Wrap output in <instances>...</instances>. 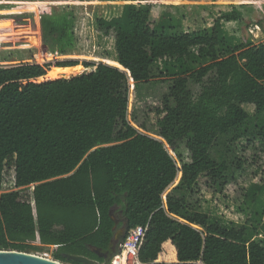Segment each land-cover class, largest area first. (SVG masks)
<instances>
[{
    "label": "trees",
    "instance_id": "16d2710c",
    "mask_svg": "<svg viewBox=\"0 0 264 264\" xmlns=\"http://www.w3.org/2000/svg\"><path fill=\"white\" fill-rule=\"evenodd\" d=\"M85 1L123 3L119 16L95 22L113 38V66L71 78L56 75L77 71L75 60L0 66V191L9 171L16 189L0 193V251L51 249L62 264H80L67 256L100 261L90 249L108 248L111 216L119 214L128 222L124 240L143 234L145 264H264L256 229L225 223L199 199L202 188L214 193L241 167L229 149L215 157L219 141L251 137L241 130L264 116V42L246 37L245 5L185 32L169 12L153 16L158 0ZM230 23L237 33L226 31ZM38 24L44 44L58 33L63 42L67 23L40 17ZM68 48L63 43L59 54ZM156 85L152 125L130 105Z\"/></svg>",
    "mask_w": 264,
    "mask_h": 264
},
{
    "label": "rangeland",
    "instance_id": "374dc122",
    "mask_svg": "<svg viewBox=\"0 0 264 264\" xmlns=\"http://www.w3.org/2000/svg\"><path fill=\"white\" fill-rule=\"evenodd\" d=\"M122 2H87L85 0L70 1H37L0 0V66L8 67L20 64H44L53 61L75 60L79 62L74 73L57 74V77L71 78L92 72L99 64L113 66L116 57L112 36H104L96 27L97 19H111L120 15ZM231 5H245V19L251 23L246 27V37L254 44L264 42V0H158L153 7V16L158 18L161 13L169 12L180 20L185 32L208 29L213 19L220 12L228 11ZM60 20L67 23L63 42L58 44V34L42 41L39 18ZM261 22V24H258ZM228 33H237V25H225ZM36 41L38 43L36 44ZM64 43L68 52L59 54V47ZM91 65L84 69L81 63ZM51 78V77H50ZM145 87L147 85H144ZM160 85L150 91H142L145 96L140 100H130L131 109H137L148 115L150 124L155 123L152 108L158 106ZM132 89V88H131ZM132 92V90H131ZM251 117L254 115L252 106H242ZM140 121L144 116L140 115ZM264 127V116L251 118L241 132L252 133L231 144L223 138L216 145L214 155L219 159L229 149L242 162L237 170L232 168L224 186L214 193L202 188L199 199L203 211L216 215L225 221L249 222L256 229V238L264 239L260 227L264 222V135L257 136L260 127ZM180 155L187 160V152L183 146ZM13 172L9 171L4 178L1 193L16 191L13 185ZM177 183V180L174 184ZM255 187H258L256 189ZM31 188L25 190L30 193ZM247 195V196H246ZM123 221V220H122ZM122 221L120 223H122ZM118 223V225L120 224ZM119 227L118 229H121ZM51 249L45 251L51 253ZM34 253L32 255H35ZM41 254V253H40Z\"/></svg>",
    "mask_w": 264,
    "mask_h": 264
},
{
    "label": "water",
    "instance_id": "95a60500",
    "mask_svg": "<svg viewBox=\"0 0 264 264\" xmlns=\"http://www.w3.org/2000/svg\"><path fill=\"white\" fill-rule=\"evenodd\" d=\"M118 68V67H117ZM114 221V235L108 248L105 250L91 248V252L100 260H90L84 257L67 256L68 259L80 264H111L114 258L119 254V245L123 242L128 231V222L126 219L122 221V228L117 229L118 222L111 216ZM0 264H62L60 262L45 259L28 253L17 251H0Z\"/></svg>",
    "mask_w": 264,
    "mask_h": 264
},
{
    "label": "built area",
    "instance_id": "2783aa9c",
    "mask_svg": "<svg viewBox=\"0 0 264 264\" xmlns=\"http://www.w3.org/2000/svg\"><path fill=\"white\" fill-rule=\"evenodd\" d=\"M2 192V189L0 193ZM143 241V234L133 233L119 245V254L111 264H145L139 259V249ZM35 256L53 260L49 253H37Z\"/></svg>",
    "mask_w": 264,
    "mask_h": 264
},
{
    "label": "crops",
    "instance_id": "0c3cea01",
    "mask_svg": "<svg viewBox=\"0 0 264 264\" xmlns=\"http://www.w3.org/2000/svg\"><path fill=\"white\" fill-rule=\"evenodd\" d=\"M114 218L117 220L118 223H120L122 221V218L120 217L119 214L114 215Z\"/></svg>",
    "mask_w": 264,
    "mask_h": 264
}]
</instances>
